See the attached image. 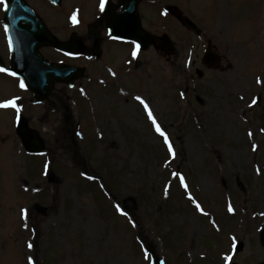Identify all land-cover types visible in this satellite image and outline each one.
I'll return each mask as SVG.
<instances>
[{
	"label": "rangeland",
	"instance_id": "374dc122",
	"mask_svg": "<svg viewBox=\"0 0 264 264\" xmlns=\"http://www.w3.org/2000/svg\"><path fill=\"white\" fill-rule=\"evenodd\" d=\"M160 7L161 24L155 27L159 43L135 56L133 44L106 46L103 55L110 68L82 60L85 76L71 89L57 82L45 101H36L10 72H0V104L20 97L16 108L0 107V264H41L46 253L48 264L264 262V122H243L246 109L260 98L264 103V0H161ZM169 7L176 9L175 15L182 9L201 35L170 15ZM208 43L221 57L214 69L202 62ZM0 53V67L8 68L2 37ZM189 79L202 83L201 93L191 97L189 90L177 105V91ZM237 96L245 101L234 103ZM179 110L181 124L174 115ZM20 120L27 132L45 142L44 168L42 173L35 170L34 178L27 169L35 154L26 148L28 136L17 132ZM163 121L179 128L180 165L187 176L174 185L169 180L163 196L139 207L133 191L145 173L154 181L157 155H165L161 148L167 139L156 130ZM124 126L146 142L138 144L135 136L129 146ZM89 131L98 140L95 165L82 153ZM103 155L111 158L120 196L110 195L101 210L77 177L97 179L101 189L110 191L97 167ZM55 160L59 170L52 167ZM176 164L170 165L173 173ZM37 204L47 207L46 215L38 213ZM111 205L123 212L118 209L115 215ZM139 212L146 226L137 221Z\"/></svg>",
	"mask_w": 264,
	"mask_h": 264
},
{
	"label": "water",
	"instance_id": "95a60500",
	"mask_svg": "<svg viewBox=\"0 0 264 264\" xmlns=\"http://www.w3.org/2000/svg\"><path fill=\"white\" fill-rule=\"evenodd\" d=\"M127 10L128 8H125V10L119 15H116L112 10H109V28L112 30L111 32L113 35H117L119 37L132 36L134 39L140 42L141 46L144 47L149 41L148 35L142 33L137 28V26L129 27L131 21L122 17L125 15ZM25 13L30 14L32 18V28L29 31L36 29L38 30V32L37 34H30L28 37L25 31L15 33L16 31L14 32V30H12L13 32L10 35L14 48V61L13 65H11V70L16 72L19 76H22L26 81V85L35 92L37 99L42 100L46 99L49 96L56 81L64 80L71 82L74 77L81 75V73L76 68H69L68 66L57 64H48V62H46L40 56V54H38L39 45L43 43H48L51 45L57 44V41L49 37L45 33H39V29L44 30V26L40 23L39 19L36 18L33 13ZM186 22L190 26L196 28V26H194V24L189 19H186ZM130 28L131 30L129 31ZM20 29H22V27H20ZM24 29L25 28H23L22 30ZM61 47L66 50L71 49L68 44L61 45ZM203 56V61L209 67H214L219 61L218 55L213 52V49L211 47H208V49L205 51V55ZM21 127L22 128L20 129V133L23 135H27V128L25 126ZM42 146L43 142L39 138L30 136L28 147L30 150L40 151L43 148ZM38 209L43 213L46 212V209L41 206H38Z\"/></svg>",
	"mask_w": 264,
	"mask_h": 264
},
{
	"label": "flooded vegetation",
	"instance_id": "af4514ba",
	"mask_svg": "<svg viewBox=\"0 0 264 264\" xmlns=\"http://www.w3.org/2000/svg\"><path fill=\"white\" fill-rule=\"evenodd\" d=\"M133 1L138 2L143 28L149 30L150 26L153 25V20L160 13L161 0H108L107 3L118 12L122 9L121 3L125 2L131 6ZM27 3L31 6L38 4L41 7L47 27L60 40L66 41L69 38L67 34L72 27L87 54L93 56L96 51L103 52L104 44H107L111 38L107 28L108 17L104 11H100L101 0H62L60 6H56L49 0H27ZM72 9H79V23L71 26L69 21L74 16L70 11ZM5 13L3 5L0 4V34L3 35L7 34L4 27L7 19ZM18 18H21V15H18L16 19ZM54 49L58 50L57 48Z\"/></svg>",
	"mask_w": 264,
	"mask_h": 264
},
{
	"label": "trees",
	"instance_id": "16d2710c",
	"mask_svg": "<svg viewBox=\"0 0 264 264\" xmlns=\"http://www.w3.org/2000/svg\"><path fill=\"white\" fill-rule=\"evenodd\" d=\"M201 85L198 84V85H195V88H194V91H193V94H199L200 90H201ZM233 100V99H232ZM231 100V101H232ZM234 103L236 102L237 103H241V100H237L236 98L233 100ZM243 102V101H242ZM245 119H247L248 121H254V122H258V121H264V103H260V104H256L254 107H252L250 110H248V112L246 111L245 112ZM245 122V121H244ZM166 131H167V134H168V137L170 139V141H172L174 143V145L177 147V149L175 150L176 151V155L173 157L174 159L177 160L178 164L175 165V168L176 170L179 172V173H186L185 170V167L184 165H180L182 160H184L183 158V149H181L179 147V140H177V135H178V130L179 128H176L174 125L173 126H170V127H165ZM123 132L124 133V137L127 141V143H129V146H131L135 140V136L138 137V140L136 141L138 144L140 143L142 145L143 142H146L142 137H140L136 132H134V130H131L130 128L128 127H123L122 128ZM91 140L89 143L85 144L86 147H85V155H87L89 158L92 157L93 155V151H94V148L96 147V144L97 141L95 140V138L93 139V136L90 137ZM90 145V146H89ZM90 147V149H89ZM161 151L163 152V155L164 157L163 158H160L159 159V156L157 157V166L161 165L164 163L163 161H165L167 158H166V153H167V148L164 147V148H161ZM105 159V160H104ZM110 159V158H109ZM100 167L104 170L106 169V172L109 176V182H110V187L113 191V193L119 197L120 195H118L120 192L117 191L114 183L116 182L117 180V176H116V171L114 170V168L111 166V161L109 160L108 161V157L107 158H102L100 159ZM42 166V163H41V160H37V162H34L33 165L30 166V170L33 171L34 169H40V167ZM159 168L157 167V170H156V176H155V180L154 181H149L148 180V174L145 175L144 174V177L143 179L141 180V183L139 184V186H137V188L134 190V194H135V199H137L136 201H138L137 205H139V207H144L145 204H149V198L151 199L152 197L154 198H158V196L161 197V192L163 191V183L165 181V179H169L171 177V174H170V167L167 168V166L163 169V175L159 172L158 170ZM115 171V172H114ZM34 172V171H33ZM262 175H264V173H262ZM174 181H178L180 180L179 177H176L174 176L173 178ZM97 184L95 182H90L88 185L89 190H91L93 192V195H94V198H95V201L97 202L98 206H100L102 209H104V203H106V196L104 192H99L98 191V188L96 186ZM120 188V187H119ZM178 196V195H176ZM159 197V199H160ZM143 203V204H142ZM246 211L249 212V209L248 207L246 208ZM114 212V210H113ZM114 214L116 215V212H114ZM138 215H141V216H138V219L140 220L141 223L143 224H146L148 221L147 219L144 217V215H142L140 212ZM161 217V216H160ZM160 217H157L155 218V220H159ZM49 259L50 257H46V259L44 260L45 264H48L49 263Z\"/></svg>",
	"mask_w": 264,
	"mask_h": 264
},
{
	"label": "snow or ice",
	"instance_id": "6c2138e0",
	"mask_svg": "<svg viewBox=\"0 0 264 264\" xmlns=\"http://www.w3.org/2000/svg\"><path fill=\"white\" fill-rule=\"evenodd\" d=\"M107 2H108V0H101V3H100V11H101V12L105 11V5H106ZM0 4L3 5V8H4L5 12H7V11L9 10V8H10L9 0H0ZM73 20H74V22H76V17H75V16H73ZM4 27H5V30L7 31V29H8V25L5 24ZM111 31H112V30L109 29V33H110V34H111ZM117 38H118V37H117ZM10 42H11V38H10ZM139 49H140V44L136 43V44H135V50L133 51L132 55H133V56L137 55V52H138ZM67 54H68L69 56L73 55V53H71V52H69V53H67ZM0 72L8 73V72H10V70H9L7 67H0ZM10 74H11L12 76H17V73L14 72V71L10 72ZM20 86H21L22 88L27 87V85L24 83L23 80L20 81ZM19 99H20V97H16V98H13V99H9V100L5 101L3 104H0V107H9V106H11V107H13V108H16V107H17V100H19ZM137 99L140 100L141 103H143L144 106H145L146 108H148V105H147V103H146L145 101H143L140 97H137ZM148 114H149V116L152 118L153 122L155 123V117L152 115V112H151V109H150V108L148 109ZM156 130H157L158 132H161L162 135H165V138L167 139L166 134L163 133V131H162V129H161L159 123H156ZM169 147L171 148V142H170V141H169ZM173 154H175V153H173ZM185 187H187V185H185ZM198 206H199V205H198ZM116 207H117L121 212H123V209H121L119 205H117ZM201 210H202V209H201ZM123 214H124V215H127L126 212H124ZM25 216H27V210H25ZM29 247H32V245L29 244ZM145 258L148 259L149 257L146 255ZM30 259H31V258H30ZM227 259H228L229 261H231V260H232V256L229 255V256L227 257Z\"/></svg>",
	"mask_w": 264,
	"mask_h": 264
},
{
	"label": "bare ground",
	"instance_id": "6f19581e",
	"mask_svg": "<svg viewBox=\"0 0 264 264\" xmlns=\"http://www.w3.org/2000/svg\"><path fill=\"white\" fill-rule=\"evenodd\" d=\"M222 17L220 16V21H221Z\"/></svg>",
	"mask_w": 264,
	"mask_h": 264
}]
</instances>
